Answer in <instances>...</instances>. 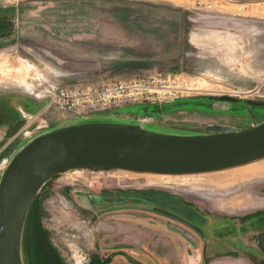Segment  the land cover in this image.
I'll list each match as a JSON object with an SVG mask.
<instances>
[{"label": "rangeland", "instance_id": "obj_1", "mask_svg": "<svg viewBox=\"0 0 264 264\" xmlns=\"http://www.w3.org/2000/svg\"><path fill=\"white\" fill-rule=\"evenodd\" d=\"M149 71L184 90L86 116L48 107L53 87L102 88ZM0 73V181L29 141L83 122L246 130L264 122V0H0ZM39 194L64 264H264V159L178 177L75 170Z\"/></svg>", "mask_w": 264, "mask_h": 264}, {"label": "water", "instance_id": "obj_2", "mask_svg": "<svg viewBox=\"0 0 264 264\" xmlns=\"http://www.w3.org/2000/svg\"><path fill=\"white\" fill-rule=\"evenodd\" d=\"M264 159V122L233 133L175 135L132 123L83 122L43 133L9 163L0 181V264H25L30 209L58 175L114 169L171 176L213 173ZM258 245L264 253V234Z\"/></svg>", "mask_w": 264, "mask_h": 264}, {"label": "built area", "instance_id": "obj_3", "mask_svg": "<svg viewBox=\"0 0 264 264\" xmlns=\"http://www.w3.org/2000/svg\"><path fill=\"white\" fill-rule=\"evenodd\" d=\"M151 72V73H150ZM178 77L164 76L149 71L133 80L113 82L102 88L57 89L52 88L48 107L59 106L62 111L76 116L104 112L144 102L173 100L184 89ZM214 133H231L219 126Z\"/></svg>", "mask_w": 264, "mask_h": 264}, {"label": "trees", "instance_id": "obj_4", "mask_svg": "<svg viewBox=\"0 0 264 264\" xmlns=\"http://www.w3.org/2000/svg\"><path fill=\"white\" fill-rule=\"evenodd\" d=\"M40 198L41 194H38L30 209L25 224L23 234V253L25 254V259L28 260V264H64L60 259L57 250L49 244L47 235L41 226L40 215L42 210L40 207ZM164 200H166V198ZM189 217L194 221L198 216L193 212ZM27 240L31 243H27ZM32 244L34 245L33 251L31 250ZM25 247L28 248V252L26 253ZM92 263L99 264V260L94 259Z\"/></svg>", "mask_w": 264, "mask_h": 264}, {"label": "crops", "instance_id": "obj_5", "mask_svg": "<svg viewBox=\"0 0 264 264\" xmlns=\"http://www.w3.org/2000/svg\"><path fill=\"white\" fill-rule=\"evenodd\" d=\"M234 8H230L232 11H237V10H239L240 11V8H242V7H245V6H239V9H235V8H237L236 6H233ZM263 203H264V201H263ZM235 251V253L237 252L236 250H234ZM228 259H231V260H233L234 261V264L237 262L236 260H239V261H241V262H237V264H246V261L245 260H243V259H241V258H239V259H237V258H233V257H227ZM233 258V259H232ZM200 263V260H198V264ZM228 263H230V261H226V262H220V263H214V264H228ZM209 264H211V263H209ZM213 264V263H212Z\"/></svg>", "mask_w": 264, "mask_h": 264}, {"label": "bare ground", "instance_id": "obj_6", "mask_svg": "<svg viewBox=\"0 0 264 264\" xmlns=\"http://www.w3.org/2000/svg\"><path fill=\"white\" fill-rule=\"evenodd\" d=\"M242 9H244V8H242ZM1 74V73H0ZM191 91V90H190ZM143 175H145V174H143ZM147 175H158V174H147ZM161 176H171V175H161ZM189 176H191V175H189ZM178 177V176H177Z\"/></svg>", "mask_w": 264, "mask_h": 264}]
</instances>
